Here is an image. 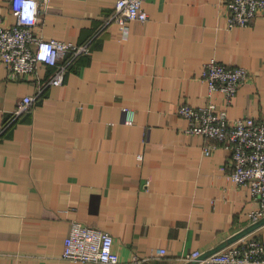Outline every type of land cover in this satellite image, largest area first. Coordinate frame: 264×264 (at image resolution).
Wrapping results in <instances>:
<instances>
[{
  "label": "crops",
  "instance_id": "obj_1",
  "mask_svg": "<svg viewBox=\"0 0 264 264\" xmlns=\"http://www.w3.org/2000/svg\"><path fill=\"white\" fill-rule=\"evenodd\" d=\"M116 1L48 0L35 32L89 46L61 85H47L51 67L11 80L0 62V264H98L61 258L72 222L108 232L120 262L144 264H183L254 225L259 205L229 179L230 150L187 134L178 107L264 119V17L228 28V0H144L147 21L122 32L107 22ZM9 6L0 0L12 24ZM210 59L248 72L230 104L202 81ZM248 234L238 239L264 243V224Z\"/></svg>",
  "mask_w": 264,
  "mask_h": 264
},
{
  "label": "built area",
  "instance_id": "obj_2",
  "mask_svg": "<svg viewBox=\"0 0 264 264\" xmlns=\"http://www.w3.org/2000/svg\"><path fill=\"white\" fill-rule=\"evenodd\" d=\"M144 0H117L115 10L107 22L116 24L126 32L130 22L145 23L148 15ZM48 0H10L9 12L14 18L7 24L0 15V62L6 65L11 80L34 74L38 64L53 68L47 85L63 83L68 67L81 55L89 53V46L75 45L56 39L44 40L35 32ZM227 27H247L256 17H264V0H228ZM248 72L242 67H227L215 59L204 63L202 81L208 94L220 92L230 104ZM41 93V92H40ZM25 96L17 103L11 120L28 111L39 96ZM125 123H132V110L123 108ZM178 114L186 120L185 132L201 135L205 139L224 145L231 152L232 172L229 179L237 186L247 187L259 207L251 211L253 224L264 218V119L240 118L231 121L223 109L214 104L193 107L182 104ZM216 145L203 148L205 155ZM249 235V234H248ZM158 255H164L159 250ZM204 253L195 251L185 255L183 264L197 260L196 264H264V243L245 236L223 249L198 260ZM63 260L98 264H144V259L133 257L120 262L113 250V238L104 231L72 222L61 252Z\"/></svg>",
  "mask_w": 264,
  "mask_h": 264
},
{
  "label": "water",
  "instance_id": "obj_3",
  "mask_svg": "<svg viewBox=\"0 0 264 264\" xmlns=\"http://www.w3.org/2000/svg\"><path fill=\"white\" fill-rule=\"evenodd\" d=\"M264 224V218L262 220H260L259 222H257L256 224L252 225L251 227H249L248 229H246L245 231L240 232L239 234H237L235 237H233L232 239L228 240L227 242L223 243L222 245L214 248L213 250H210L208 252H205L198 260L203 259L204 257H206L207 255L217 252L221 249H223L227 244L235 241L236 239H238L239 237L248 234L249 232L253 231L254 229H256L258 226H261ZM197 260L189 262L187 264H196Z\"/></svg>",
  "mask_w": 264,
  "mask_h": 264
},
{
  "label": "trees",
  "instance_id": "obj_4",
  "mask_svg": "<svg viewBox=\"0 0 264 264\" xmlns=\"http://www.w3.org/2000/svg\"><path fill=\"white\" fill-rule=\"evenodd\" d=\"M81 56H83V55H81ZM81 56H80V57H81ZM80 57H78V58H80ZM78 58H77V59H78ZM77 59H76V60H77ZM76 60H75V61H76ZM11 118H12V116H9V117H7V118L4 120V126H5L6 129L10 126V125H8V123L11 122ZM15 119H16V118H15ZM6 129L1 133V135L5 134V132L7 131Z\"/></svg>",
  "mask_w": 264,
  "mask_h": 264
}]
</instances>
